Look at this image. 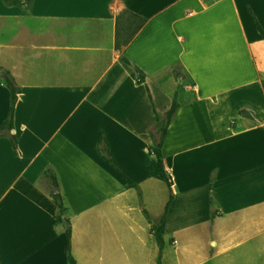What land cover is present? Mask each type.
Returning a JSON list of instances; mask_svg holds the SVG:
<instances>
[{
    "label": "crops",
    "instance_id": "crops-1",
    "mask_svg": "<svg viewBox=\"0 0 264 264\" xmlns=\"http://www.w3.org/2000/svg\"><path fill=\"white\" fill-rule=\"evenodd\" d=\"M255 20L264 31V0H0V71L20 89L10 133L18 155L0 137V264H67L55 206L38 185L47 168L75 264H264V40ZM172 66L189 101L163 141L169 189L148 175L147 148L153 109L171 105L160 77ZM8 107L0 82V124ZM100 133L135 187L98 155ZM170 193L160 252L148 205L164 209Z\"/></svg>",
    "mask_w": 264,
    "mask_h": 264
},
{
    "label": "trees",
    "instance_id": "trees-1",
    "mask_svg": "<svg viewBox=\"0 0 264 264\" xmlns=\"http://www.w3.org/2000/svg\"><path fill=\"white\" fill-rule=\"evenodd\" d=\"M3 4L7 6L17 5L22 0H1ZM26 2H31V0H25ZM255 25L260 37L264 40V31L255 20ZM136 73V83H143V74L139 69H135ZM0 82H2L6 88L8 89L9 94V107H8V116L5 121L0 124V137L7 136L13 153L18 155V147L17 140L14 135L10 134L14 128V113L15 106L20 95V89L14 84L12 79L10 78L7 72L0 71ZM151 102V100H150ZM178 110V106L175 103H172L168 110H166L162 115H159L155 109H153V113L155 116L154 123L152 128L149 130V135L151 138V145L147 148L149 155L151 156L150 162L147 167L148 175L156 179L158 181L163 182L170 189L171 187V178L166 172L163 163V155H162V146L164 137L166 135L167 129L172 122L176 112ZM97 152L98 155L112 168L120 173V175L126 181V185L128 187H135V184L129 181L119 166L116 164L114 159L112 158L104 136L102 133L99 134L97 140ZM38 185L41 189L48 195L51 199L52 203L55 206V212L53 216V223L55 226H60L63 229L66 238V262L67 264H75L71 254H70V237H71V227L69 222V217L67 215V208L65 206L64 197L59 189L58 179L53 169L47 168L45 169L40 178L38 180ZM172 194H169L168 201L166 202L163 214L159 220L158 225L152 226L150 229L151 235L154 237L159 251L161 252L164 242H163V233H164V220L167 209L171 203ZM157 264H160L158 261Z\"/></svg>",
    "mask_w": 264,
    "mask_h": 264
},
{
    "label": "rangeland",
    "instance_id": "rangeland-1",
    "mask_svg": "<svg viewBox=\"0 0 264 264\" xmlns=\"http://www.w3.org/2000/svg\"><path fill=\"white\" fill-rule=\"evenodd\" d=\"M207 2H212L214 0H205ZM161 83L166 81L171 86V104L175 103L178 107L187 101H189L188 96V89L186 88L188 85V81L179 70L177 66H172L170 68V71L167 74H162L160 77ZM171 106V105H170ZM166 109L168 110L169 107ZM159 115H162L163 113H158ZM165 194V193H164ZM166 196V194H165ZM148 211L150 213V220L155 221L156 225L159 223V217L162 214L163 211V204L161 206H158V204L151 203L148 205Z\"/></svg>",
    "mask_w": 264,
    "mask_h": 264
}]
</instances>
